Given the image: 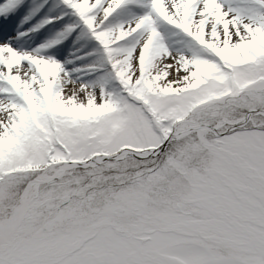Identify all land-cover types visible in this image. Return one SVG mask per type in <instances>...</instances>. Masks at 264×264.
<instances>
[{"label":"snow or ice","instance_id":"obj_1","mask_svg":"<svg viewBox=\"0 0 264 264\" xmlns=\"http://www.w3.org/2000/svg\"><path fill=\"white\" fill-rule=\"evenodd\" d=\"M0 264H264V0H0Z\"/></svg>","mask_w":264,"mask_h":264}]
</instances>
